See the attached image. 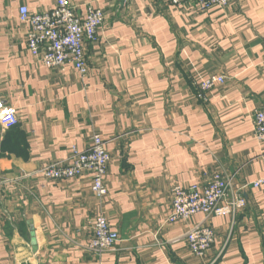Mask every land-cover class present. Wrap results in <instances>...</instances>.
I'll return each mask as SVG.
<instances>
[{"label": "crops", "instance_id": "0c3cea01", "mask_svg": "<svg viewBox=\"0 0 264 264\" xmlns=\"http://www.w3.org/2000/svg\"><path fill=\"white\" fill-rule=\"evenodd\" d=\"M55 5L0 0V101L18 119L0 125V264H264V187H252L264 177L254 127L264 110V0L208 12L170 0H71L80 17L90 6L105 16L85 47V78L69 65L46 68L28 49L20 8ZM213 75L226 82L204 101L199 83ZM94 135L111 156L104 199L89 175H40ZM214 175L247 207L208 219L216 240L199 258L186 235L205 216L168 224L172 191ZM99 216L120 237L103 255L87 250Z\"/></svg>", "mask_w": 264, "mask_h": 264}, {"label": "built area", "instance_id": "2783aa9c", "mask_svg": "<svg viewBox=\"0 0 264 264\" xmlns=\"http://www.w3.org/2000/svg\"><path fill=\"white\" fill-rule=\"evenodd\" d=\"M170 3L178 8L193 4L197 10L208 12L214 8H226L229 0H170ZM19 16L20 22L30 27L27 44L33 58L48 69L69 65L81 78L86 77L85 47L97 41L98 31L105 19L102 10L90 6L85 16L80 17L71 0H56L55 8L51 11L32 15L27 7H22ZM225 82V77L217 75L202 79L199 83L200 98L206 101V96ZM17 124L16 109L0 101V125L9 129ZM254 127L258 140L264 143V110L254 113ZM110 162L106 142L100 135H94L88 149L72 147L67 159L52 163L39 173L47 181L74 180L89 175L92 192L102 200L108 194L105 179ZM252 187L263 188L264 177L254 182ZM231 190L230 182L221 175H214L207 185L173 188L168 224L186 222L198 214L205 216V220L186 235L189 249L196 257L203 258L215 244L216 237L207 225L208 219L231 217L247 207L245 197L240 194L230 196ZM119 242L118 233L111 229L106 217L99 216L94 222L93 236L87 250L103 255L115 251Z\"/></svg>", "mask_w": 264, "mask_h": 264}, {"label": "water", "instance_id": "95a60500", "mask_svg": "<svg viewBox=\"0 0 264 264\" xmlns=\"http://www.w3.org/2000/svg\"><path fill=\"white\" fill-rule=\"evenodd\" d=\"M122 1V3H124L126 0H121Z\"/></svg>", "mask_w": 264, "mask_h": 264}]
</instances>
